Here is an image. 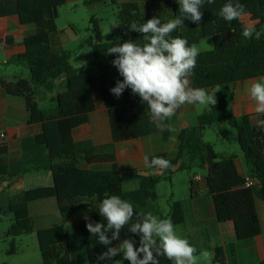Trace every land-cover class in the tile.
<instances>
[{"label": "trees", "instance_id": "trees-1", "mask_svg": "<svg viewBox=\"0 0 264 264\" xmlns=\"http://www.w3.org/2000/svg\"><path fill=\"white\" fill-rule=\"evenodd\" d=\"M105 0H85L87 7L103 4ZM228 0H215L211 5L202 8L203 17L199 24L185 20L184 25L177 27L169 39L181 37L196 47L204 40L212 39L213 50L201 52L197 56L196 67L190 77L192 88H203L208 93L219 88V100L214 106H208L198 116V125L185 128L179 133V155L175 159L163 157L170 161L171 167L163 170L162 175H144L136 172L94 171L78 166V157H93L94 145L91 141L75 142L73 130L87 124L89 116L96 110L95 90L101 89L106 103L108 118L114 143L152 135H162L168 141L171 134L169 117L154 121L146 103L141 102L139 95L132 94L126 88L117 98L110 89L117 80H123L118 70L112 65L116 54L107 51L126 41L138 45L148 43L145 35L131 30L153 17L144 15L141 2L118 4V30L121 38L104 42L99 22L92 17L90 22L93 36L87 44L94 53L93 65L98 75L91 76L71 65V55L66 51L56 50L49 33L28 36L24 40L26 52L17 58L30 73L29 79L14 82L1 81L6 92L14 97H26L34 89L44 88L54 92L56 81L65 78V89L56 92L57 107L41 109L35 106L30 115L29 124H42L43 131L35 136L22 140V157L18 161H9L8 148L0 143V182L13 179L34 171L52 173V187H39L15 195L3 197L0 194V217L13 216L7 236L13 238L8 256L17 254L15 238L35 232L30 216V204L37 200L55 198L64 224L36 231L41 264H130L123 259V254L109 261H99L97 257L106 251L108 246L98 244L97 237L92 236L86 228L87 221L68 226L66 223L83 211H91V220L96 223H107L100 215L98 208L104 198L119 196L133 205L134 216L129 224L120 231V239L114 240L110 247L118 246L124 239H133L134 247L140 246L139 234L131 233L129 228L136 223L141 214L152 213L158 217L161 210L158 201V184L169 180L178 171L195 167L206 168V182L209 194L214 202L217 223L233 222L238 241H244L261 233V224L257 210V200L264 201V154L259 151L253 135L249 116L235 121L229 104L234 99V86L241 81L264 76V0H240L245 6V15L258 14L259 22L254 26L261 32L259 40L246 39L238 30L240 19L225 21L218 16L220 8ZM67 0H0V18L18 16L22 25H38L46 20L58 18V11ZM171 20L179 14V3L172 4L166 0ZM166 19L161 23H166ZM150 35V34H148ZM7 44L13 40L7 38ZM162 125V126H158ZM227 125L236 130V139L251 170V177L259 181L258 185L247 188L245 177L236 169L235 154H220L214 146L203 138L205 129L217 127L224 138L229 136ZM153 157L149 158L151 161ZM99 160H102L100 158ZM135 182L136 188L126 190L125 185ZM193 192V181L191 182ZM194 198V197H193ZM187 205L174 201L171 216L174 227L186 223ZM111 236V231L108 233ZM213 253L212 264H227L222 247H209ZM236 248L231 245L235 258ZM142 255V254H141ZM160 264H172L166 257H159Z\"/></svg>", "mask_w": 264, "mask_h": 264}, {"label": "crops", "instance_id": "crops-1", "mask_svg": "<svg viewBox=\"0 0 264 264\" xmlns=\"http://www.w3.org/2000/svg\"><path fill=\"white\" fill-rule=\"evenodd\" d=\"M107 1L105 0L104 4H107ZM139 1L142 4L144 15L158 17L161 20L166 19L167 22L171 20L166 0H117L118 4ZM81 2L85 3V0H67L66 5ZM169 2L172 4L178 3L177 0H169ZM59 18L60 13L58 11V18L55 20L49 19L38 25L26 26L21 24L18 16L0 18V64L24 65L17 62V58L26 52L24 40L28 36L40 33H49L52 36L54 48L63 51L61 47L69 39L67 31L74 30L75 26L69 24L68 28H66L67 30L61 29L57 25ZM259 20V15L256 13L244 15L240 19L238 30L242 31V28L248 25L254 27ZM7 38L13 40L14 43L7 44L5 41ZM29 78V71L27 73L16 72L8 79L0 78V143L7 146L9 151L7 158L12 162L18 161L22 157V140L38 135L43 131L42 124H29L32 109L35 106L41 109L56 108V92L65 89V78H63L56 81L57 91L50 92L44 88H37L26 97H14L9 95L1 85V81L14 82L19 79ZM262 78L264 76L241 81L234 86V99L229 104V112L235 121L240 120L244 116L250 117L257 146L259 151L264 154V126L258 123L264 121V115L257 114L254 111L255 102L249 94L251 83L256 80L264 82ZM215 92L213 90L212 93ZM95 103L96 110L90 114L89 122L73 130L75 142L91 141L94 145L93 157L88 159L85 155H81L78 157V166L94 171L136 172L144 175H162L163 170L149 166V158L161 154H166L169 159L177 158L180 146L179 133L185 128L197 126L198 116L205 108L211 106L185 104L178 109L174 116L169 117L171 134L167 142L164 141L162 135H152L114 143L106 103L100 88L95 90ZM211 128L213 127L205 129L204 140L207 137V130H211ZM206 142L211 143L215 148L213 141L206 140ZM220 154H235L238 174L241 177L251 176V170L241 149ZM145 157H148L149 163H145ZM100 158L102 160H99ZM199 177V181L193 180V192H191V199L187 205L186 223L182 225L186 231V238L189 243L197 249L198 261L202 260L200 256L202 251L207 250L209 247L219 246L225 251L227 264H264V201L257 200L256 203L261 224V233L258 236L238 241L233 222L217 223V233H215L214 224L218 218L214 202L210 197L206 178ZM53 184L51 172L45 170L34 171L13 179L7 178L0 182V194L5 197L39 187H52ZM29 210L35 232L40 229L53 228L64 224L58 208V202L53 197L32 202ZM85 213L92 218L93 213L91 211H83L76 215L78 216L76 220H72V218L76 217L73 216L66 225H78L85 221L83 218ZM7 217L13 223V216ZM4 218L0 217V220ZM2 235L3 237L7 236L6 233H2ZM232 244L236 248L235 258H233L231 252ZM209 252L212 253L211 251ZM18 254L19 252L14 256ZM212 259L213 255L210 261L207 260L208 264H212ZM10 264H18V262L13 261Z\"/></svg>", "mask_w": 264, "mask_h": 264}, {"label": "clouds", "instance_id": "clouds-1", "mask_svg": "<svg viewBox=\"0 0 264 264\" xmlns=\"http://www.w3.org/2000/svg\"><path fill=\"white\" fill-rule=\"evenodd\" d=\"M179 14L174 19L161 23L153 17L142 25L133 23L131 30L145 35L148 43L138 45L133 41L111 47L107 54H116L111 62L123 80H117L110 92L119 98L126 88L132 94L139 95L146 103L154 121H162L175 115L185 104L202 106L217 103L216 92L208 93L203 88H192L190 77L196 67L199 49L195 44L181 37L169 39L170 34L190 20L199 24L203 17L202 8L215 3V0H177ZM225 21L239 20L245 13V6L240 0H228L217 13ZM150 34V35H148ZM241 35L246 39L259 40L262 33L252 25L242 28ZM264 79V78H262ZM251 99L255 102L254 111L264 115V82L253 81L249 88ZM264 126V121L258 122ZM158 126H162L159 125ZM145 163H149L145 157ZM150 167L166 170L171 167L170 161L163 157H153ZM105 223H96L84 214L86 228L92 236L97 237L98 244L108 246L99 261H109L123 254V259L130 264H160L159 257H166L172 264H197V249L187 238L177 235L170 219H158L152 213L141 214L138 221L129 228L131 233L139 234L140 246L134 247L133 239H124L118 246L110 247L114 240L120 239V231L129 224L134 216L133 205L119 196L104 198L98 208ZM111 231V236L108 235ZM142 254V255H141ZM212 253L201 252L204 260H211ZM114 264H120L119 260Z\"/></svg>", "mask_w": 264, "mask_h": 264}, {"label": "rangeland", "instance_id": "rangeland-1", "mask_svg": "<svg viewBox=\"0 0 264 264\" xmlns=\"http://www.w3.org/2000/svg\"><path fill=\"white\" fill-rule=\"evenodd\" d=\"M106 3L107 4L103 3L92 7H87L85 3L82 2L73 3L59 9L60 18L57 20L58 27L66 29L69 24L75 26L74 30L67 31V33H69V39L62 45L61 50L70 53V62L75 69L82 70L91 76L98 75L93 65V50L87 44L93 36L90 22L91 18H97L104 42H111L121 38V34L117 27L118 7L112 5L109 0ZM197 48L199 49V53L213 50L212 39L204 40ZM27 71L29 70L24 65L0 64V78L8 79L16 72L27 73ZM215 91L216 100L218 102L220 89L216 88ZM227 128L230 131L227 138L222 136L217 127L207 130L206 140L214 142L215 150L218 153L240 150L236 139V130L228 125ZM207 174L206 168L195 167L186 171H178L174 173L169 180H161L158 184L157 201L161 210V215L157 218L170 219L171 206L174 201H182L188 205L191 199V182L197 175L206 178ZM125 188L126 190H132L136 188V183L130 182L125 185ZM77 217L78 216L72 218V220H76ZM11 224V220L8 217L0 220V264H10L13 261H17L18 264H41L42 256L36 232L15 238V245L19 254L11 258L7 255V250L13 242V238L8 236L3 237L2 233L7 234ZM174 229L177 235L186 238L184 226H177L174 227ZM201 259L202 260L197 261V264H208L207 260H204L202 257Z\"/></svg>", "mask_w": 264, "mask_h": 264}, {"label": "built area", "instance_id": "built-area-1", "mask_svg": "<svg viewBox=\"0 0 264 264\" xmlns=\"http://www.w3.org/2000/svg\"><path fill=\"white\" fill-rule=\"evenodd\" d=\"M199 180H200V177L196 176L195 181H199ZM258 183H259V181L255 178L251 177V176L245 177L244 186L247 188L254 187V186L258 185Z\"/></svg>", "mask_w": 264, "mask_h": 264}]
</instances>
